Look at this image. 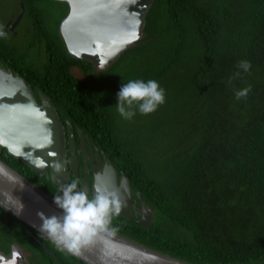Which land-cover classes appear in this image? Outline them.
I'll use <instances>...</instances> for the list:
<instances>
[{"label": "trees", "instance_id": "16d2710c", "mask_svg": "<svg viewBox=\"0 0 264 264\" xmlns=\"http://www.w3.org/2000/svg\"><path fill=\"white\" fill-rule=\"evenodd\" d=\"M23 1L46 19L37 40L13 54L28 82L71 123L101 131L109 157L155 212L149 228L121 216L110 227L190 264H264V0H156L146 37L99 72L64 46L59 26L67 4ZM241 60L251 62L250 71L237 68ZM74 65L83 78L70 73ZM135 79L156 80L166 93L165 103L144 115L154 121L147 146L117 119L121 83ZM249 85L248 96L237 100L234 92ZM0 158L51 196L59 194L61 186L1 147ZM10 226L17 236L11 240L28 235L13 216ZM40 250L42 260L50 258Z\"/></svg>", "mask_w": 264, "mask_h": 264}, {"label": "water", "instance_id": "95a60500", "mask_svg": "<svg viewBox=\"0 0 264 264\" xmlns=\"http://www.w3.org/2000/svg\"><path fill=\"white\" fill-rule=\"evenodd\" d=\"M54 1L63 2L69 7L67 16L60 23V37L68 54L90 62L95 72H99L110 68L122 54L146 37L147 16L156 0ZM39 100L23 77L0 66V147L6 149L10 156L21 160L39 177L47 174L53 184L67 185L71 173L77 175L79 164L74 136L67 148L66 132L59 114L44 94L39 95ZM69 152L71 171L63 164ZM58 163L63 165L59 174L56 172ZM88 174L87 171L86 185L82 188L86 193L89 190ZM121 179V188L116 187L119 182L116 169L105 166L104 175L95 177L93 190L95 194L99 181L105 184L107 191L116 192L118 189L116 193L122 208L117 216L131 220L130 208L137 206V201L130 181L123 175ZM139 197L138 221L142 227L149 228L155 219V212ZM0 208L6 216L17 218L39 234L42 221L38 213L62 215V210L54 204L53 196L1 158ZM41 235L48 238L46 234ZM69 254L85 264H190L118 233L108 235L107 232L99 233L83 245L79 254ZM0 257L2 264H12L7 257Z\"/></svg>", "mask_w": 264, "mask_h": 264}, {"label": "flooded vegetation", "instance_id": "af4514ba", "mask_svg": "<svg viewBox=\"0 0 264 264\" xmlns=\"http://www.w3.org/2000/svg\"><path fill=\"white\" fill-rule=\"evenodd\" d=\"M45 27L46 19L45 21L41 19V15L39 13L31 14L29 12V8L23 0H0V32H3V35H0V66L8 71H12L16 75L23 77L26 82L34 89L38 100L41 93L46 97H48V95L43 92L37 84L33 86L32 83L28 82L26 70H24L22 67H19V63H17L18 60H15L13 54L14 52H16L17 48L23 49L25 48L26 44L31 46V42L37 40V37L35 35L37 34L38 29L42 28L44 32V29L46 30ZM43 37H46V33L43 35ZM39 48H43L42 42ZM20 49H18L20 52L24 51ZM19 54L23 55V53ZM39 58L41 57L38 55L37 59ZM82 71L83 70H81L77 65H74L70 68V73L78 78L79 75L82 76V78L84 77ZM48 99L50 100L49 97ZM51 103L54 110L59 114L64 126L67 138V148L70 147V144L72 142V135L74 136L73 140L75 143V151L79 164L77 175L75 176L74 172H72L71 180H78L80 182L79 189L82 190L83 186L86 185L85 179L88 171V194L89 196H93V183L95 177L104 175L105 166H113L116 169L119 181L115 186L121 188L122 175L124 177L126 176L122 171V168L116 165L115 160L112 157H109L108 152L105 150V142L104 140H102V138H100L101 136L99 132L101 131H99L98 128L94 127H84L80 124L74 125L73 123H71L73 118L63 116L62 113H60L55 108L52 101ZM71 162V154L69 152L67 156L64 157L63 164L67 165L70 171ZM43 177H46L47 180H50L47 177V174H45ZM98 184L99 188L107 189L104 183H101L99 181ZM53 185L61 186L60 184ZM132 192L134 197L136 198L137 206H133V208H130L129 216L131 217V219L139 220L140 215L137 212V209L140 207L141 200L139 195L134 192L133 188ZM129 207H131V203L129 204ZM6 219L8 220L7 230H5L1 224L2 220L7 221ZM14 229V227L10 226V216H6L5 212H0V255H2V257H7L10 263L55 264L54 261H56L57 264H80L77 258L75 260V257H71L72 255L67 252V254L64 255V250H58L59 248L56 245L51 244L53 243L51 240L41 234L40 235L43 238L40 237L39 233L29 227H22V230L25 231V235H28H22L23 240L21 242L16 240V238L14 240H11V237L16 236V230ZM19 231H21V229ZM40 249H45L50 258L45 257L43 260H40L38 257V254H42V251ZM68 254L71 256H69ZM0 263L2 264L1 257Z\"/></svg>", "mask_w": 264, "mask_h": 264}, {"label": "clouds", "instance_id": "9594fccd", "mask_svg": "<svg viewBox=\"0 0 264 264\" xmlns=\"http://www.w3.org/2000/svg\"><path fill=\"white\" fill-rule=\"evenodd\" d=\"M3 35V32H0ZM250 61L241 60L237 64L238 69L244 72L250 71ZM240 72L234 73V79ZM251 91V85L236 90L235 98H246ZM166 93L156 80H129L121 83L117 92L116 109L124 119H132L137 112L148 115L157 110L165 103ZM63 170L62 164L56 165V172ZM79 181L71 180L67 185H62L59 194L54 195V204L62 210V215L46 216L43 212L38 213L41 234H46L49 239L61 250L72 254H79L83 245L92 241L99 233L107 232L114 235L118 228L110 227L113 216L121 212V201L116 192L97 188L93 196H89L79 189Z\"/></svg>", "mask_w": 264, "mask_h": 264}, {"label": "rangeland", "instance_id": "374dc122", "mask_svg": "<svg viewBox=\"0 0 264 264\" xmlns=\"http://www.w3.org/2000/svg\"><path fill=\"white\" fill-rule=\"evenodd\" d=\"M23 45V44H22ZM80 78L82 76L79 75ZM118 112V111H117ZM117 119L119 123V127L128 135H133L137 137H144V139H139L138 142L140 143V146H147L149 143L148 141L151 139V136L154 135V129L152 130V122L153 117H144V115H141L139 112L132 118V119H124L121 117L119 113H117ZM157 125V124H156ZM155 125V126H156ZM7 220V219H6ZM7 223L8 220H2V227L7 230ZM3 231V230H1ZM39 259L41 260L42 256L41 254H38Z\"/></svg>", "mask_w": 264, "mask_h": 264}]
</instances>
